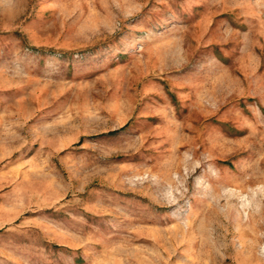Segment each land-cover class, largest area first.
I'll use <instances>...</instances> for the list:
<instances>
[{"label":"rangeland","instance_id":"rangeland-1","mask_svg":"<svg viewBox=\"0 0 264 264\" xmlns=\"http://www.w3.org/2000/svg\"><path fill=\"white\" fill-rule=\"evenodd\" d=\"M0 264H264V0H0Z\"/></svg>","mask_w":264,"mask_h":264}]
</instances>
